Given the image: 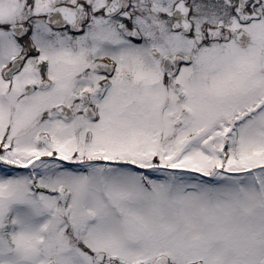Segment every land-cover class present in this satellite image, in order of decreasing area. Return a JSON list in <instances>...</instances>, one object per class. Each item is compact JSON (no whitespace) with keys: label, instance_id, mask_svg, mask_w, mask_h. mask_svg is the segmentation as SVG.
Masks as SVG:
<instances>
[{"label":"snow or ice","instance_id":"obj_1","mask_svg":"<svg viewBox=\"0 0 264 264\" xmlns=\"http://www.w3.org/2000/svg\"><path fill=\"white\" fill-rule=\"evenodd\" d=\"M0 264H264V0H0Z\"/></svg>","mask_w":264,"mask_h":264}]
</instances>
